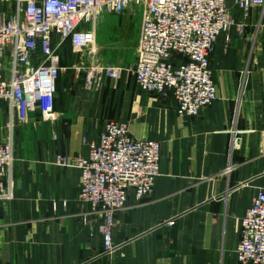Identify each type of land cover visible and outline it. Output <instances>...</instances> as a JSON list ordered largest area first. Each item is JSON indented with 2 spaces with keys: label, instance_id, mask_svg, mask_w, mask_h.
Returning <instances> with one entry per match:
<instances>
[{
  "label": "crops",
  "instance_id": "1",
  "mask_svg": "<svg viewBox=\"0 0 264 264\" xmlns=\"http://www.w3.org/2000/svg\"><path fill=\"white\" fill-rule=\"evenodd\" d=\"M230 36L219 37L211 60L218 99L192 118L180 116L172 92L142 91L130 73L88 89L78 71L83 51L69 39L55 119L36 111L15 121L14 198L0 201V264H237L241 221L264 183V56L234 28ZM117 50L101 48L104 65H122L110 60ZM8 120L0 100L2 141ZM110 121L159 142L162 159L152 195L137 201L130 191L116 216L114 248L105 252L74 164ZM232 130L240 148L230 154Z\"/></svg>",
  "mask_w": 264,
  "mask_h": 264
},
{
  "label": "built area",
  "instance_id": "2",
  "mask_svg": "<svg viewBox=\"0 0 264 264\" xmlns=\"http://www.w3.org/2000/svg\"><path fill=\"white\" fill-rule=\"evenodd\" d=\"M137 8L141 27L133 66L96 62L78 71L88 89L130 73L142 91L172 92L180 116L192 118L218 99L211 60L219 37L230 42L232 28L242 35L253 10L264 14V0H0V100L9 117L4 141L0 128V201L14 198L16 119L25 123L36 111L45 121L55 119L66 42L71 39L80 51L97 52L102 14H131ZM239 148L240 138L232 130L230 154ZM161 159L159 142L138 140L127 123L110 121L99 139L89 143L88 155L75 162L82 178L79 197L98 218L105 252L114 248L116 216L126 208L130 191L137 201L154 192ZM57 160L71 165L61 155ZM231 170L229 165L226 173ZM237 255V264H264V183L242 218Z\"/></svg>",
  "mask_w": 264,
  "mask_h": 264
},
{
  "label": "rangeland",
  "instance_id": "3",
  "mask_svg": "<svg viewBox=\"0 0 264 264\" xmlns=\"http://www.w3.org/2000/svg\"><path fill=\"white\" fill-rule=\"evenodd\" d=\"M239 11L241 12V10ZM128 12L130 13V11H126L123 14L112 12L102 14L97 23V52L83 51L78 53L79 55L83 54L79 61L85 62L84 66L96 62L103 64L100 58L102 47L118 49L110 60L122 64L121 66L130 67L134 64L141 27V10L137 8L135 13L130 14V17H128ZM251 15L244 33L239 35L235 31V36L243 38L252 47L260 48L261 51L258 53H262L264 56V14L262 10L256 9L252 11ZM112 18L116 19L118 23L110 24Z\"/></svg>",
  "mask_w": 264,
  "mask_h": 264
}]
</instances>
